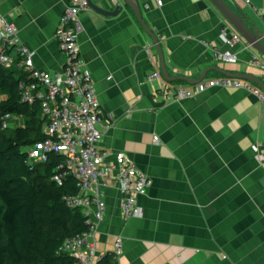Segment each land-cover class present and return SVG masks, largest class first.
I'll return each mask as SVG.
<instances>
[{
    "label": "crops",
    "instance_id": "crops-1",
    "mask_svg": "<svg viewBox=\"0 0 264 264\" xmlns=\"http://www.w3.org/2000/svg\"><path fill=\"white\" fill-rule=\"evenodd\" d=\"M91 1L107 11L121 7L110 16L90 8L80 13L79 58L102 114L113 115L109 129L98 126V145L110 155L129 156L151 180L146 194L137 197L141 215L127 219L116 183L104 189L98 250L109 253L120 237L122 254L115 264H264V169L251 149L264 140V104L242 88L197 89L227 77L221 70L264 83V70L250 65L252 56L262 62L264 56L241 37L231 48L220 41L219 29L227 22L209 0H162L160 6L135 0L160 43L168 76L203 75L199 83L162 77L170 88L197 89L183 100L166 98L156 81L145 80L154 70L161 74L160 62L133 11L124 0ZM223 1L264 36V0ZM66 4L0 0V13L34 51V66L50 74L63 62L54 33ZM224 49L236 53L237 62L216 61L214 52ZM21 122L12 116L9 126Z\"/></svg>",
    "mask_w": 264,
    "mask_h": 264
},
{
    "label": "built area",
    "instance_id": "built-area-1",
    "mask_svg": "<svg viewBox=\"0 0 264 264\" xmlns=\"http://www.w3.org/2000/svg\"><path fill=\"white\" fill-rule=\"evenodd\" d=\"M155 2L158 6L162 5V0ZM88 8L87 0H67L54 33L63 62L60 70L52 74L34 66V51L23 45L16 27L0 13V66L15 68L26 74V80L18 83L20 101L28 105L37 104L45 119L43 132L46 137L27 148L29 158L44 162L49 153L62 156L52 179L60 185L64 177H72L76 192L63 196V200L71 208H80L86 217V230L65 238L59 247V251L73 257L76 264H96L106 254L116 261L122 254L120 237L114 240L109 253L100 252L97 248L95 233L104 216V189L112 182L116 183L121 194V214L127 219L141 215L137 197L145 195L151 184L149 177L137 168L129 156L122 152L110 155L98 145L101 137L98 126L109 129L113 115L102 114L91 75L79 58L77 37L82 30L80 13ZM229 28L227 24L221 25L218 37L231 48L239 42L240 36ZM214 58L224 63L237 62L236 53L230 49L215 51ZM250 65L264 70V62L255 56L251 57ZM145 80L149 83L156 81L159 91L166 98L178 101L193 96L197 89L219 86L248 90L264 104V92L251 82L238 78L213 79L198 84L195 91L182 86H166L157 70L147 74ZM11 118L10 114L0 110V127H8ZM152 140L157 142V136H153ZM251 149L254 159L264 169V140L254 142Z\"/></svg>",
    "mask_w": 264,
    "mask_h": 264
},
{
    "label": "trees",
    "instance_id": "trees-1",
    "mask_svg": "<svg viewBox=\"0 0 264 264\" xmlns=\"http://www.w3.org/2000/svg\"><path fill=\"white\" fill-rule=\"evenodd\" d=\"M26 74L0 66V110L21 119V125L0 127V264H76L59 251L65 238L84 232L80 208L63 196L76 192L72 177L57 185L52 176L62 156L30 160L27 148L43 141L45 119L37 104L20 101L18 83ZM96 264H115L106 254Z\"/></svg>",
    "mask_w": 264,
    "mask_h": 264
},
{
    "label": "water",
    "instance_id": "water-1",
    "mask_svg": "<svg viewBox=\"0 0 264 264\" xmlns=\"http://www.w3.org/2000/svg\"><path fill=\"white\" fill-rule=\"evenodd\" d=\"M209 1L219 11V13L222 15V17L227 22V24L240 35V37L247 43V45L251 47L253 50H255L257 53H259L260 55L264 56V36L259 34L253 28L250 29V27L246 25V20L244 16L241 14V12H239V10L237 9L234 10L230 8L223 0H209ZM87 2L91 10L105 16L115 15L120 11L121 8L119 5H117L113 10L107 11L95 5L91 0H87ZM124 3L133 11L138 23L151 39L152 44L156 49L159 58L162 77L166 81L183 80L189 83H199L202 80L203 75H201L199 79H195V80L189 79L185 76H179L175 78H171L168 76L167 70L165 68V63H164L160 43L156 35L148 28V26L143 21L140 13V9L136 1L124 0ZM221 73L230 78H238V79L250 81L253 84H255L262 92H264V83H262L259 79H257L252 75L235 74L223 70H221Z\"/></svg>",
    "mask_w": 264,
    "mask_h": 264
}]
</instances>
